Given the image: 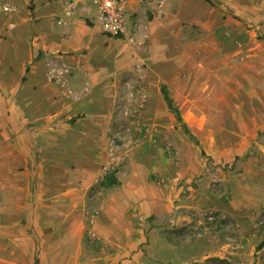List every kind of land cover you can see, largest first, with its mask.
Here are the masks:
<instances>
[{
	"label": "rangeland",
	"instance_id": "374dc122",
	"mask_svg": "<svg viewBox=\"0 0 264 264\" xmlns=\"http://www.w3.org/2000/svg\"><path fill=\"white\" fill-rule=\"evenodd\" d=\"M55 3L58 18L68 0ZM128 9L130 42L152 31L160 53L125 65L112 100L89 86L87 112L112 113L104 131L85 133L82 109L14 116L0 89V264H264V0ZM75 11L105 35L92 1ZM107 200L123 242L94 229Z\"/></svg>",
	"mask_w": 264,
	"mask_h": 264
},
{
	"label": "crops",
	"instance_id": "0c3cea01",
	"mask_svg": "<svg viewBox=\"0 0 264 264\" xmlns=\"http://www.w3.org/2000/svg\"><path fill=\"white\" fill-rule=\"evenodd\" d=\"M0 2L15 8L0 14V89L9 96L14 116L26 117L30 122L40 123L47 117L65 113L71 118L78 116L79 112L75 111L82 109L85 115L77 117L76 123L87 125L85 133L104 131L108 127L104 122L112 113L105 110L90 115L87 112L84 94L89 86L99 84L98 92L112 100L119 93L114 76L125 65L154 63V53H160L159 37L152 31L146 30L140 36L148 40V45L138 47L127 38L111 39L101 34L98 27L80 18L78 11L62 17L63 22L59 23L55 0ZM45 64L62 70L63 78L56 83L49 81L45 77ZM81 80H85L83 87ZM106 203L112 213L106 210V216L99 215L94 229L107 240L123 242L119 205L113 207L108 200ZM10 238L11 245L23 246L18 234Z\"/></svg>",
	"mask_w": 264,
	"mask_h": 264
},
{
	"label": "built area",
	"instance_id": "2783aa9c",
	"mask_svg": "<svg viewBox=\"0 0 264 264\" xmlns=\"http://www.w3.org/2000/svg\"><path fill=\"white\" fill-rule=\"evenodd\" d=\"M84 0H68L66 8L64 10V15L59 17L58 22L62 23V17L71 16L75 13L76 8L79 3ZM92 1L97 8L98 20L100 22L101 31L111 37L127 38L130 41L135 39V30L139 26L132 27L133 15L128 9V3L133 2H147V0H87ZM158 1V0H157ZM87 6H84L86 8ZM0 9L5 12H12L15 8L12 4H4L0 2ZM127 14L129 19L127 20ZM64 72L51 66L49 71V78L55 81L61 80L63 78Z\"/></svg>",
	"mask_w": 264,
	"mask_h": 264
},
{
	"label": "trees",
	"instance_id": "16d2710c",
	"mask_svg": "<svg viewBox=\"0 0 264 264\" xmlns=\"http://www.w3.org/2000/svg\"><path fill=\"white\" fill-rule=\"evenodd\" d=\"M208 1H210V0H208ZM161 89H162V92L164 94V98H165L166 102L168 103V105L170 107H172V100H171L170 96L168 95V91H167L166 87L163 85ZM115 182H116L115 178H112V179L109 180L108 185H114ZM262 245L263 244H260L258 246V248L262 247Z\"/></svg>",
	"mask_w": 264,
	"mask_h": 264
},
{
	"label": "bare ground",
	"instance_id": "6f19581e",
	"mask_svg": "<svg viewBox=\"0 0 264 264\" xmlns=\"http://www.w3.org/2000/svg\"><path fill=\"white\" fill-rule=\"evenodd\" d=\"M195 75V74H194Z\"/></svg>",
	"mask_w": 264,
	"mask_h": 264
}]
</instances>
